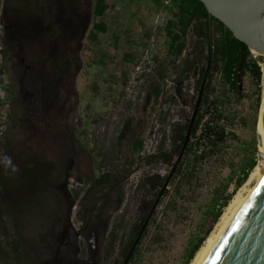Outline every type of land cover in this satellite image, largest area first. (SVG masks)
<instances>
[{"label": "rangeland", "instance_id": "1", "mask_svg": "<svg viewBox=\"0 0 264 264\" xmlns=\"http://www.w3.org/2000/svg\"><path fill=\"white\" fill-rule=\"evenodd\" d=\"M28 2L29 0H0V162L7 158L10 167L21 171L30 161L31 155L36 154L52 158L56 167L43 210L33 212L20 208L16 200L12 199L11 192L4 200L0 198V241L4 252L8 254L1 264H41L40 253L47 249V233H52L55 223L71 220V215L66 214L70 210L73 220L78 217L89 223L109 221L110 232L117 235L113 253L109 248L110 241L107 245L103 242L101 247L98 244L96 257L89 255V232L86 236L83 235L84 239L81 237L75 242L81 247L80 254H71L74 264L78 263L77 258H87L94 264H119L115 261L119 249L139 222L140 211L150 204V193L155 191L154 176H165L172 171L173 166L163 163L138 164L137 157L147 156L148 152L146 155L141 153L142 150L128 154L124 148L123 151H117L113 146L108 151L104 143L108 141V137L114 141L126 115L133 117L136 123L149 98L152 105L145 115L142 138L147 142L152 140L149 146L156 152L170 148V125L173 121L185 122L187 116L191 117L192 105L197 101V83L201 77L200 66L195 69L190 67L185 74L180 71L189 67V61L205 46L203 39L196 38L190 31L186 38V53L176 60L173 67V57L167 52L169 40L160 27L156 39L161 62L155 72L144 81H135L132 74L136 59H123L124 51L135 53L138 57L141 47L150 37L160 7L152 6L148 0H138L137 3L134 1L129 4L132 6L120 0L116 2V8L107 13L108 32L100 36L98 43H92L85 36L80 46L83 67L76 76V95L65 90L60 82L51 83L52 66L48 59L41 66H36L35 59L29 56L25 62L33 68L28 70V75L25 73L26 67L19 58L27 50L15 31L14 21L21 16V9H33L44 3V0L31 5ZM133 3H136L135 8ZM139 3H142L141 6ZM169 4L174 7L172 2ZM3 14L7 15L9 22L1 21ZM28 14L33 15L31 12ZM44 32L42 30L39 33ZM74 41L79 42V38L75 37ZM205 52H208V48ZM252 54L261 65L264 55L258 57ZM163 68L165 73L160 78ZM154 85L162 88L161 99L156 100L154 97ZM211 87L215 88V92L209 93L208 102L203 109L210 106V101L218 95L226 97L229 103L225 110L232 118L231 125L227 128L231 135L214 156L199 163L194 176L181 177L176 171L173 172L144 230L142 244L138 245L141 247V254L138 260H131L129 264H184L191 239L203 234L209 211L220 204V201L215 204L214 199L217 187L221 188L220 193L223 195L233 191L235 180L240 176L243 166L253 157L257 163L261 159L262 145L259 146L257 135L262 140L264 80L262 79L263 102L260 105L259 122L256 121L257 91L250 75L245 73L243 76L238 98L222 82L216 70ZM174 95L176 100L173 99ZM12 114L14 119L10 121ZM117 114L118 122L113 127L111 121ZM104 123L106 128L101 127ZM89 134L99 141L100 146L99 152L92 158V167L99 169H95V176L103 170L120 171L110 194H116L119 188L124 193V199L118 208L114 209V205L110 209L105 208L95 217L89 215L88 208L106 188H94L89 193V178L78 182L71 172H66L70 165H74L77 170L80 165H84L90 170L91 161L78 158L79 147L76 144L77 139H83L84 144L88 145L91 140ZM193 150L202 154L208 149L200 153L193 146ZM128 161H131L129 165L133 167L130 175L122 180L124 169H128ZM224 187L226 190H223ZM58 236L64 238L66 235L60 233ZM7 237L12 241L19 237L29 245L35 244L39 247L38 260L27 262L15 259L12 253L9 255ZM107 249L110 253H107Z\"/></svg>", "mask_w": 264, "mask_h": 264}, {"label": "trees", "instance_id": "2", "mask_svg": "<svg viewBox=\"0 0 264 264\" xmlns=\"http://www.w3.org/2000/svg\"><path fill=\"white\" fill-rule=\"evenodd\" d=\"M37 1L38 0H29L27 4H36ZM87 1L89 2L87 3ZM117 1L118 0H44V3L37 7L34 6L33 9L27 7L21 9V16L16 17L17 20L14 21V27L19 35L20 41L27 50V53L24 54L25 59H29L30 56L31 59H35V61L40 64L39 66L42 65L43 61L48 59L52 65L51 83L54 81L60 82L65 90H69L77 95L76 76L83 67V59L81 56L82 49L80 46L83 44L85 36L92 43H98L100 36L108 32L107 13L116 8ZM164 1L165 0H152L157 6ZM171 1L176 11H174L173 18L170 19L165 26V30L170 38V45L167 52L168 55L173 57V67L176 64V60L183 53L186 36L190 31L196 38L203 39L202 42L205 45L202 47L201 51L195 55V58L189 61V67L182 68L180 71L182 74H185L190 67L194 69L197 66L201 67V77L196 88V98H198L203 85L209 57L208 10L205 4L200 0ZM28 12H31L33 15L30 16ZM80 16H83V18L81 19ZM1 21L3 23L9 22L7 15L3 14V16H1ZM42 30H45V32L39 33ZM75 37L79 38V42L75 43ZM212 37L214 45L213 62L205 82L204 92L202 94L192 136L195 134L198 124L202 119L201 110L208 102L209 93L211 91L215 92V88L211 87L215 70L219 72L222 82L226 84L228 89L238 98L239 86L237 83V70L242 53L246 54V73L251 76L256 86L258 105L256 121L258 122L262 101L263 73L258 59L253 56L245 42L234 36L233 32L222 21L215 17H213L212 21ZM206 48H208V52H205ZM164 73L165 70L163 68L159 74L160 78ZM162 80H164V78H162ZM152 91L156 100L159 98L161 99L163 90L159 85H154ZM178 92L179 94L181 93L180 89H178ZM173 99L176 100L175 95ZM210 103L217 109V113L213 118V124H208L204 130V136H207L210 145L208 150L202 154H198L193 150L191 139L189 140L184 156L179 161L176 170L174 169L181 177L194 176L199 163L214 156L231 135V132H229L227 128L231 125L232 118L225 110L229 101L226 97H223V95H218L215 99H212ZM192 106L194 109L195 103ZM220 118L222 119L218 120L219 122L215 120ZM13 119L14 115L12 114L10 121ZM189 122L190 116H187L185 122L173 121L169 128L171 140L170 148L168 150L161 149L147 156L139 155L137 157L138 164L151 165L163 163L172 165L174 168L183 147ZM125 123L127 125L125 129L121 130L118 138L119 144L125 141L128 135L132 133L134 118L130 117L126 119ZM255 129L257 132V126ZM143 145L144 140L142 136H140L133 142L131 147L133 153H139ZM256 164L257 160L253 157L246 166H243L240 176L235 180V188L228 194H221V188L217 187V193L214 199L215 204L219 203V201L220 204H218L216 209L209 211L206 217L207 219L204 222L203 234L196 235L191 239L186 251L184 264H190L194 259L202 244L214 229L215 224L220 219L225 208L233 199L238 189L248 179L250 172ZM55 167L56 164L52 158L35 154L31 155L30 161L24 166V169L16 171L13 167H10L6 158V160L0 162V198L4 200L11 192L13 195L12 199L16 200L20 208L33 212H37L40 209L43 210L45 206L44 201L51 191ZM171 172L165 176L156 175V180L153 182L155 191L150 193L152 195L150 204L144 209L141 208L139 222L134 226L128 240L124 242L119 249L115 260L117 263L124 264L145 222L150 215L152 217L155 207L160 202L159 197L164 192L165 182L169 178ZM118 173L119 171L112 172L106 170L98 177L89 180V193L94 188H106V191L98 196L94 204L88 208L90 216L95 217L97 216L96 214L100 215L105 208L110 209L114 205V209H116L122 204L124 193L120 188L117 190L116 194H110L115 187V178L120 174ZM130 173V169H125L124 178H127ZM223 190H226V188L224 187ZM108 202L110 203L107 204ZM80 214L81 211L79 212V215ZM4 229H6V227H4ZM142 239L143 234L138 245L140 243L142 244ZM116 240L117 235L113 232L109 246L111 253H113ZM6 241L9 244V255L13 254L15 259L27 262L38 260L39 247H36L35 244L31 243L29 245L19 237L14 241L7 237ZM110 251L107 249V253H110ZM139 254H141V247L137 246L129 262L131 260H138ZM7 256L8 254L4 252V246L1 245L0 241V264Z\"/></svg>", "mask_w": 264, "mask_h": 264}, {"label": "water", "instance_id": "3", "mask_svg": "<svg viewBox=\"0 0 264 264\" xmlns=\"http://www.w3.org/2000/svg\"><path fill=\"white\" fill-rule=\"evenodd\" d=\"M208 10L209 19V57L205 77L201 91L198 95L195 107L190 117V122L185 135L181 152L177 158L174 169L185 154L192 131L196 122L198 109L201 104L205 82L213 62V17L222 21L241 41L245 42L254 54L264 55V0H200ZM246 54L242 53L237 70V83L242 88V79L246 73ZM264 126V112H263ZM258 144H260L257 135ZM263 169H264V143H263ZM165 182L164 189L173 174ZM67 194V193H66ZM65 194V197H66ZM68 195V194H67ZM151 215L148 217L141 229L133 248L125 260L128 264L132 253L144 233ZM97 231L90 239L91 249L98 248ZM57 258L49 259L56 260ZM59 261V260H58ZM43 259L41 264H46ZM196 264H264V179L253 189L250 198L243 206L229 227L211 245V247L200 257Z\"/></svg>", "mask_w": 264, "mask_h": 264}, {"label": "flooded vegetation", "instance_id": "4", "mask_svg": "<svg viewBox=\"0 0 264 264\" xmlns=\"http://www.w3.org/2000/svg\"><path fill=\"white\" fill-rule=\"evenodd\" d=\"M20 62L21 64L26 67L25 73L28 72V70H32V66H30V64H26V59L24 56L20 57ZM44 64V61H43ZM40 64L38 62H36V66H39ZM52 66V65H51ZM31 96H33V93L31 94ZM149 98H147V101L144 103L142 110H141V117L138 119V121L136 123H134L133 125V129H132V133L130 135H128V138L123 141L121 144H119L118 138L119 135L121 133L122 129H125L126 127V119L130 118V115H126L124 117V119L122 120V123L120 124V128L119 131L116 133V136L114 138V141L112 140L111 137H108V141L105 142V146L108 147V151H110V147L113 146L114 148L117 149V151H123L122 149L124 148L125 151L129 154V153H133L132 151V145L133 142L136 141L140 136H142L143 130H144V126H145V115L148 109H150L151 105L149 102ZM194 110V109H193ZM117 115H115L112 118L111 121V125H113V127L116 126L117 124ZM78 123H80V118H78ZM81 127V126H80ZM102 128H106V124L104 123V125L101 126ZM89 138L91 139L90 141H88V145H85L84 140L83 139H77L76 140V144L79 147L78 148V152H77V156L80 160L82 159H86L87 161H91L90 165L92 164V158H95V156L97 155V153L99 152V141L96 140V138L92 135L89 134ZM111 143V144H110ZM126 146V147H125ZM112 149V148H111ZM144 155V154H143ZM151 155V154H149ZM75 161V160H74ZM74 164L76 162H73ZM129 164H131V161H128V165H126V167H128V169L132 170V165L130 166ZM80 169L77 170L75 168L74 165H70L69 167H67L66 172H68L72 177H74L78 182L83 181V179L85 178H89V179H93L95 177H98L100 174H102L103 172H105L106 170H103L102 172H100V174L98 176H95V169L99 170L94 167H90V170H88L86 168V166L84 165H80L79 167ZM127 169V168H125ZM124 169V170H125ZM173 171V169H172ZM120 172V171H119ZM84 176V177H83ZM156 177V175L154 176ZM88 179V180H89ZM69 180H71V177H69ZM68 180V185L71 187V183ZM122 180H124V175L122 177ZM122 180H120V182H122ZM69 213V216L71 215V220L69 219L68 222H62L61 224L55 223L54 226V230L53 233H47V249L46 251H44L43 253H40V257L41 261L43 259L47 260L46 264H74V262L72 261L71 258V254L76 253V255L80 254V250L81 247L79 244L75 243L78 242V239H80L81 237L86 236V234L88 233V244L90 245V239L91 237L94 235V231H97V237L99 240V247H101V245L103 244V242L107 243L110 241L111 242V238H112V233L110 232V222L109 221H95V222H87V221H83L80 220L78 217L76 218V220L72 219V210H70L69 212H67L66 214ZM58 224V225H57ZM94 229V230H93ZM55 230H56V234H55ZM58 230V233H57ZM60 233H63V235H66L64 238H62L63 236H58ZM55 234V235H54ZM54 239V240H53ZM84 239V237H83ZM91 246V245H90ZM98 253V250H92L91 247L89 248V255L91 257H96ZM57 258L56 260H49V259H53V258ZM59 260V261H58ZM77 262L79 264H94L91 260H88L87 258H77ZM77 263V264H78ZM76 264V263H75Z\"/></svg>", "mask_w": 264, "mask_h": 264}, {"label": "built area", "instance_id": "5", "mask_svg": "<svg viewBox=\"0 0 264 264\" xmlns=\"http://www.w3.org/2000/svg\"><path fill=\"white\" fill-rule=\"evenodd\" d=\"M170 2L171 0H165L164 4L168 5ZM164 15H165L164 10H161L156 14L150 37L147 39L146 44L141 47L140 54L138 55L133 66L132 78L135 81H144L145 78H147L148 76L152 75L155 72L156 68L159 66L161 62V56L159 55L157 50L156 35L157 32L159 31L158 29L164 25L163 23ZM186 44L187 42L185 43V46ZM185 53H186V49L184 48L181 56L185 55ZM216 113H217V109L213 105L207 106V108L201 110L202 119L198 124V128L195 134L191 138L195 150H197L200 153L203 152L205 149H208L210 145L209 139L207 138V136H204V130L206 129V126L208 124L210 125L213 124V118L216 115ZM218 120L220 119H216V121ZM149 142L144 141V145L141 152L142 154H145L146 152H148L147 155L156 153V150H154V148H150Z\"/></svg>", "mask_w": 264, "mask_h": 264}, {"label": "bare ground", "instance_id": "6", "mask_svg": "<svg viewBox=\"0 0 264 264\" xmlns=\"http://www.w3.org/2000/svg\"><path fill=\"white\" fill-rule=\"evenodd\" d=\"M258 57L261 55L256 54ZM261 65L264 71V58L262 59ZM263 79V73H262ZM263 102V101H262ZM262 124H263V112H264V103H262ZM261 108V107H260ZM258 116V122H259ZM260 139V138H259ZM263 143H264V126H263V137L260 139V145H262L261 152L263 153ZM264 179V169H263V156L258 161L256 166L250 172L248 179L245 183L238 189L233 199L230 201L228 206L225 208L223 214L221 215L218 222L215 224L214 229L207 237V239L202 244L201 248L197 252L194 259L190 264H196L200 257L211 247V245L221 236V234L229 227L234 218L247 203L250 198L251 192L253 189Z\"/></svg>", "mask_w": 264, "mask_h": 264}, {"label": "crops", "instance_id": "7", "mask_svg": "<svg viewBox=\"0 0 264 264\" xmlns=\"http://www.w3.org/2000/svg\"><path fill=\"white\" fill-rule=\"evenodd\" d=\"M118 1H120V0H118ZM117 1V2H118ZM123 2H125V4L126 5H128V6H132V5H129V4H131L132 2H138V0H122ZM147 1V0H146ZM149 1V3L152 5V6H155V7H160V9H159V11H161V10H164L165 11V15H164V21H163V23H164V25L162 26V28H163V30H164V32H166V30H165V26L167 25V23H168V21L170 20V19H172L173 18V15H174V11H176V9H175V7H172V5L171 4H168V5H165L164 4V2H162L159 6H157V5H155L153 2H152V0H148ZM172 2V1H171ZM170 2V3H171ZM136 3H133L134 5H133V8H135V4ZM141 4L142 3H139L138 5L139 6H141ZM173 4V3H172ZM150 5V6H151ZM139 9V8H138ZM127 34H129V32H127ZM130 34H131V32H130ZM167 37H168V35H167ZM169 41L167 42V49H169V45H170V38L168 37L167 38ZM141 50V49H140ZM129 58H131V59H133V60H135V59H137V54H135V53H132V52H126V51H124V55H123V59H129ZM136 61V60H135Z\"/></svg>", "mask_w": 264, "mask_h": 264}, {"label": "clouds", "instance_id": "8", "mask_svg": "<svg viewBox=\"0 0 264 264\" xmlns=\"http://www.w3.org/2000/svg\"><path fill=\"white\" fill-rule=\"evenodd\" d=\"M15 170V169H14Z\"/></svg>", "mask_w": 264, "mask_h": 264}]
</instances>
